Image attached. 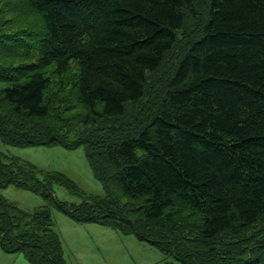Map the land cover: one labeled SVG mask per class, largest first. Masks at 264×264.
Returning <instances> with one entry per match:
<instances>
[{"label": "trees", "instance_id": "obj_1", "mask_svg": "<svg viewBox=\"0 0 264 264\" xmlns=\"http://www.w3.org/2000/svg\"><path fill=\"white\" fill-rule=\"evenodd\" d=\"M0 138L83 148L105 191L0 152V190L51 203L0 196L7 254L67 264L56 208L169 264H264V0H0Z\"/></svg>", "mask_w": 264, "mask_h": 264}, {"label": "rangeland", "instance_id": "obj_2", "mask_svg": "<svg viewBox=\"0 0 264 264\" xmlns=\"http://www.w3.org/2000/svg\"><path fill=\"white\" fill-rule=\"evenodd\" d=\"M0 152L10 157L34 164L40 171L61 172L73 180L87 195L104 196L102 185L94 178L83 148L67 150L59 146L14 147L0 138ZM54 197L71 204H79L82 198L69 193L64 187L53 186ZM5 197L25 210L48 205L39 195L11 185L0 190ZM52 217L59 234L67 264H169L166 258L151 244L139 241L134 235H124L96 223H77L56 208ZM0 264H29L23 254H7L0 247Z\"/></svg>", "mask_w": 264, "mask_h": 264}]
</instances>
